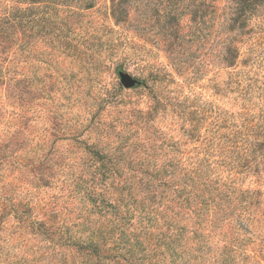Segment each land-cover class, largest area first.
<instances>
[{
  "label": "rangeland",
  "instance_id": "rangeland-1",
  "mask_svg": "<svg viewBox=\"0 0 264 264\" xmlns=\"http://www.w3.org/2000/svg\"><path fill=\"white\" fill-rule=\"evenodd\" d=\"M20 1L30 9L27 47L0 65V264H62L65 255L72 264L73 249L32 228L72 227L89 194L110 199L93 151L130 175L154 173V147L194 145L188 119L215 127L222 111L239 110L234 82L264 84V0L249 1L236 22L233 0ZM121 71L138 83L124 87ZM255 239L238 252L244 264H264Z\"/></svg>",
  "mask_w": 264,
  "mask_h": 264
},
{
  "label": "trees",
  "instance_id": "trees-1",
  "mask_svg": "<svg viewBox=\"0 0 264 264\" xmlns=\"http://www.w3.org/2000/svg\"><path fill=\"white\" fill-rule=\"evenodd\" d=\"M10 1L0 0L1 66L2 54L25 50L31 22L30 9ZM233 1L231 22H236L251 0ZM232 51L239 50L227 48ZM259 81L242 75L234 82L244 100L239 110L218 114L215 127L205 112L201 119L208 127L188 119L190 148L179 140L154 147V173L147 168L139 171L142 176L130 175L121 163L93 151L103 162L102 175L111 180L110 199L89 194L91 207L82 209L72 227L40 222L32 230L50 246L73 249L72 264H244L238 252L245 253L255 238L264 241V84ZM140 192L146 197L137 201ZM66 256L62 264H69Z\"/></svg>",
  "mask_w": 264,
  "mask_h": 264
},
{
  "label": "water",
  "instance_id": "water-1",
  "mask_svg": "<svg viewBox=\"0 0 264 264\" xmlns=\"http://www.w3.org/2000/svg\"><path fill=\"white\" fill-rule=\"evenodd\" d=\"M120 80L124 87L131 88L134 87L138 80L134 77H132L129 73L121 71L120 72Z\"/></svg>",
  "mask_w": 264,
  "mask_h": 264
}]
</instances>
